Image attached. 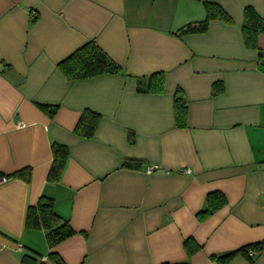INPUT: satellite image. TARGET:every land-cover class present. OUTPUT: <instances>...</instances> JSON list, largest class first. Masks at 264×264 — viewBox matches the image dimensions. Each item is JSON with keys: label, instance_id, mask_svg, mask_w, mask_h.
I'll list each match as a JSON object with an SVG mask.
<instances>
[{"label": "crops", "instance_id": "1", "mask_svg": "<svg viewBox=\"0 0 264 264\" xmlns=\"http://www.w3.org/2000/svg\"><path fill=\"white\" fill-rule=\"evenodd\" d=\"M208 5L229 21L182 34ZM248 9L264 20V0H0V264H264L249 248L264 244V37L246 46ZM89 42L122 73L68 79L59 64ZM153 76L162 92L140 91ZM85 111L101 117L91 138ZM54 143L68 158L50 182ZM214 193L224 205L201 218ZM42 197L76 232L54 248L26 229Z\"/></svg>", "mask_w": 264, "mask_h": 264}, {"label": "trees", "instance_id": "2", "mask_svg": "<svg viewBox=\"0 0 264 264\" xmlns=\"http://www.w3.org/2000/svg\"><path fill=\"white\" fill-rule=\"evenodd\" d=\"M223 19L229 21V18L224 11L215 5H208L207 19L200 23V27L195 29L192 25L182 29V34L195 33L206 29L208 21L212 19ZM245 44L251 49H260L259 39L264 37V20L256 15L252 10L246 12V21L243 28ZM59 69L64 75L72 81H86L105 74H121L122 69L94 42H89L86 45L75 51L70 57L59 64ZM163 80L153 76L147 81L139 82V90L143 92L161 93L163 90ZM41 109L53 118L57 112V107L41 106ZM176 113L179 122L185 121L187 115V102L178 96L176 98ZM101 117L91 111H85L79 121L76 133L82 137L91 138L96 132L100 123ZM53 164L48 176L50 182H57L66 167L68 150L66 146L54 143L52 145ZM31 170H28L27 175L24 172L15 174L13 177H25L30 180ZM3 176L0 175V179ZM220 200V201H219ZM219 201V202H218ZM207 209L200 214V217H206L212 214L216 209L224 205V200L221 194L214 193L208 196ZM26 229L44 230L48 246L54 248L67 239L71 238L76 232L70 226V223L60 217L55 211L54 200L48 197H42L35 207H30L26 216ZM258 249L259 253L264 250V244L249 247ZM234 252L229 257L242 252ZM22 264H65L63 259L56 253L48 256L47 262L42 261L39 254H26L22 258Z\"/></svg>", "mask_w": 264, "mask_h": 264}, {"label": "built area", "instance_id": "3", "mask_svg": "<svg viewBox=\"0 0 264 264\" xmlns=\"http://www.w3.org/2000/svg\"><path fill=\"white\" fill-rule=\"evenodd\" d=\"M154 168H151L150 170L152 171ZM188 173H190V171H187ZM6 179L4 178V181H5Z\"/></svg>", "mask_w": 264, "mask_h": 264}]
</instances>
